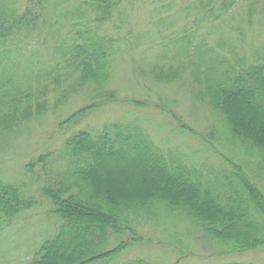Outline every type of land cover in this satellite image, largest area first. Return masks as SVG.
Segmentation results:
<instances>
[{"label":"trees","instance_id":"1","mask_svg":"<svg viewBox=\"0 0 264 264\" xmlns=\"http://www.w3.org/2000/svg\"><path fill=\"white\" fill-rule=\"evenodd\" d=\"M64 1L29 0L31 5L20 9L17 0H0V136L41 118L82 88L100 93L109 79V40L78 30L74 9L65 10ZM72 1L90 8L86 12L97 22L109 21L117 7L116 0ZM195 1L207 10L203 16L212 14L215 0ZM216 1L227 11L235 0ZM81 8L75 13H84ZM84 17L81 25L90 22L91 17ZM190 39L181 43L180 55L197 52L206 66L198 99L216 117L212 141L223 150L219 155L226 167L165 152L135 122L116 121L98 132L78 130L63 141L58 157L48 152L26 165L28 173L41 167L43 179L36 185L60 220L26 264H112L133 248L140 227L154 228L162 217L182 224L189 240L192 231H201L226 254L264 249V59L231 62L209 55L211 49L190 44ZM29 42L38 50L14 73H5V67L18 65L9 58L16 59L18 49ZM104 97L114 100L113 92ZM90 109L92 103L59 125H79ZM29 192L0 178V229L35 206L36 201L25 197ZM125 230L130 238L121 236ZM157 230L178 244L179 252L173 231ZM185 249L187 257L190 244ZM150 259L137 257L121 264H159Z\"/></svg>","mask_w":264,"mask_h":264},{"label":"rangeland","instance_id":"2","mask_svg":"<svg viewBox=\"0 0 264 264\" xmlns=\"http://www.w3.org/2000/svg\"><path fill=\"white\" fill-rule=\"evenodd\" d=\"M116 1L111 19L104 22L94 21V14L86 12L90 8L82 9L75 1L61 2L65 10L74 9L78 30L86 29L93 37L109 40V79L99 88L100 93L90 90V86L82 88L79 95L68 97L57 108L50 107L41 118L23 124L11 135L0 136V178L31 190L25 197L36 201L35 206L0 229V264H26L40 243L55 231L60 220L52 214L49 201L41 195L40 185H36L43 179L41 167L28 173L26 165L48 152L58 157L63 141L78 130L98 132L116 121L135 122L149 131L153 142L165 152H180L226 167L219 155L223 150L212 141L215 133L211 128H216V117L198 99L204 84L202 73L207 75L206 66L197 59V52L180 55L181 43L185 42V37L192 38L190 44L199 42L201 47L213 51L209 55L224 56L235 63L244 57L251 61L264 59V0L255 3L235 0L227 11L215 0L211 2L214 3L212 14L204 16L207 10L195 0ZM17 3L20 9L31 5L29 0H17ZM48 5L53 6L52 2ZM80 8L84 13L79 15L75 10ZM85 15L88 19L91 17L90 22L81 25ZM22 45L26 49L21 46L16 59L9 58L18 65L12 69L5 67V73H14V68L23 65V61L27 57L31 59L30 55L38 50L33 42ZM105 92H113L114 100L106 99ZM49 101L53 102L51 96ZM91 103L94 109H90L79 125H59L68 115ZM163 219L153 223L154 228L140 227L133 248L112 264L137 257H149L159 264H171L180 257L178 264L231 260L264 264V249L226 254L221 245L211 243L201 231H192L189 240L182 224L173 218ZM157 228L166 234L173 231L171 235L180 245L179 252L178 244L164 238ZM121 236L130 238L126 230ZM189 244L192 251L184 257Z\"/></svg>","mask_w":264,"mask_h":264}]
</instances>
